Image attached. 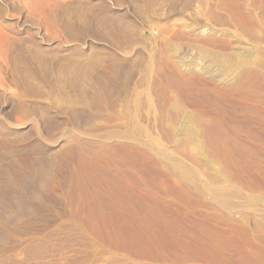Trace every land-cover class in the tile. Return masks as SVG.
Listing matches in <instances>:
<instances>
[{
    "label": "rangeland",
    "instance_id": "1",
    "mask_svg": "<svg viewBox=\"0 0 264 264\" xmlns=\"http://www.w3.org/2000/svg\"><path fill=\"white\" fill-rule=\"evenodd\" d=\"M129 145L169 169L171 207L253 237L264 264V0H0V264H157L83 195L90 155L158 190ZM198 260L164 264L219 262Z\"/></svg>",
    "mask_w": 264,
    "mask_h": 264
},
{
    "label": "bare ground",
    "instance_id": "2",
    "mask_svg": "<svg viewBox=\"0 0 264 264\" xmlns=\"http://www.w3.org/2000/svg\"><path fill=\"white\" fill-rule=\"evenodd\" d=\"M226 59H224V60H226ZM224 60H222V61H224ZM226 62H228V61H226ZM185 118L183 117V119H185ZM189 122H190L189 119L186 118L185 124L184 123L183 124L187 126L190 124ZM192 122H194L193 119H192ZM190 126H188V127H190ZM193 131L195 133V130H193ZM124 145L122 144V148ZM125 146H124V148H125ZM129 147H130L129 150L132 149V147H133V149H137V148H134L135 146L131 147L129 145ZM140 148L141 147H139L137 149V152L136 153L134 152L133 154L134 155L136 154V156H139V157H137V159L140 158L139 159L140 161L142 159L145 163H147V164H144V162H143L144 166L148 165V167H150V168L147 167L148 169L147 168H144V169L149 170L152 168L151 171H152V173L155 172L154 175L156 177L158 175V174L156 175V173H159L162 176V178H160V176L158 178L155 177L156 179H160V183H161V184L158 183L159 187L157 188L158 190L155 192L151 191V190H149L150 191L149 192L147 190L149 193H145L146 191H143V189H142L143 192H141L140 191L141 189L139 188L140 189L139 190L137 188L136 185L139 186L140 184H136V182L140 179H138L136 181V178H141V176L139 175L140 172L139 173L136 172V169H139V167L136 168V166H134L135 169H128V168L122 169L120 167H117L115 169H104V168L101 169L102 166H101V168L96 166V164L98 163V159H97V161H95V158L92 157L91 155L87 159V162L89 161V163H86V165L87 166L91 165L93 168H91L90 166H89V168H87V166L85 165V162L84 163L82 162V163H83V165H85L86 168L81 166L82 163L81 164H80V162L78 163L79 167L80 166L83 167L84 169L88 170V172H89V170H91L92 172L96 173L95 174L96 176H94L95 178L92 179L95 181L94 182L95 187L93 186V188H92L93 190H91V191L94 194V196L96 195L98 197V199L100 201V202H98L97 201L98 199H96V196H95L96 202L101 203V205H103L104 208H100L101 205L99 207L98 204H97V206H98L97 208H96V205H94V206L91 205L94 202V196H93V194H92L93 198L90 196V191H88V193H86V194L81 193V195L83 194L84 199H86V202L89 203L87 211H88V214L90 217H92L94 219L96 217H97V219L98 218L101 219L102 217H108V218H102L100 225H102V228H104V230L107 232V234H109V237L111 235L113 238V241H114V238L125 240L126 242H128V246L130 245V246L134 247L135 249H139L138 251L137 250L136 251L137 252L140 251L141 253L143 252V254H142L143 256L145 254L148 255L149 258L158 262L157 264H164L166 260L169 261L170 259L173 261H176V262H179V261L182 262L183 261V263H184V261L188 262V260H190V261L196 260L199 262L198 259H201V261L206 260L205 262H208V261L217 259L214 261H219L223 264H238L239 262L235 263V261H237L238 259H236V260L235 259L232 260V258L228 259L227 258L228 254L226 255V258L223 257V255L225 253H228L231 251H236V252H238V254H241L242 259L239 258L238 261H240L242 264L243 263L244 264H246V263L251 264L249 259L251 258V255L253 254V252L249 247L254 246L253 237H248L249 239H247V240H245L243 237L245 242L243 241V244H241L239 242L240 239H237L238 235H240V234L238 233V235H237V232L233 231L235 228L233 230H227L228 228L227 229L221 228L215 224L216 222H218V220H219V222L223 221V220L219 219L220 217L216 216L215 214H208V215H206L205 219L199 220V219H193L186 214L184 215V213H182L183 211L181 212L179 210V208L176 209L177 207H179L178 204H177L178 205L177 207H174L175 205L173 206L174 208L171 207L170 205H172V204H170L169 201L166 200V196H168V193L172 192L171 191L172 189L161 186L164 182H166V181L169 182V179L171 178L169 176L170 175V173H169L170 171H168L169 169L165 168L164 164L162 162L158 161L159 160L158 158H157L158 160H156V158L155 159L153 158L154 156H152L151 154H154V153L150 154L149 151H146L144 149L145 147L143 149H140ZM86 151L87 150H85V152ZM131 153H129V154L131 155ZM90 154H91V152H90ZM81 155H82V153L80 154V156ZM87 156L88 155H86V153H85V156H83V157L86 158ZM100 156L101 155H99V157ZM83 157H81V158H83ZM165 157H167V156H165ZM83 159L81 161H84ZM133 159H135V156ZM79 160H80V158H79ZM105 160H107V159L105 158L104 161ZM133 161H135V160H133ZM110 162H112V161H110ZM105 163H106V161H105ZM105 163L103 162V164H105ZM134 164H136V163H134ZM139 164H140V162H139ZM141 165H142V162H141ZM79 167H78V169H79ZM142 167H143V165H142ZM142 167L140 169H142ZM84 169H83V172H86V171H84ZM144 169H142V170H144ZM138 171H140V170H138ZM88 172H86V173H88ZM89 174H90V177H91V175H93L91 172ZM140 174L142 175V173H140ZM87 175L88 174H86V176ZM150 175H151L150 173H149V175H147V172H146V176L149 177ZM154 175H152V176H154ZM79 177H80V175H79ZM88 177L89 176H87V178ZM142 177H144V176H142ZM82 178H83L82 179L83 182H85L87 179L86 178L84 180L83 175H82ZM97 178H100L102 180H100V179L97 180ZM151 178L149 179V181L155 179L154 177H151ZM146 179H147V177H146ZM148 179H147V181H148ZM156 179H155V181H156ZM142 181L143 180H141L137 183L141 182V185L143 186ZM144 181L146 182V180H144ZM90 182L93 183V181L89 180V183ZM148 182H146V184ZM156 182H159V181H156ZM87 183H88V181H87ZM96 183H97V185H96ZM83 184H85V183H83ZM151 184H149L148 186H150ZM84 186H82V188ZM152 188H154V187H152ZM85 189H87V188L84 187V189H81V190H83V192L89 190V189H87V190H85ZM190 189L191 188H186V186L185 187L182 186L180 189L178 188L177 190L180 193V195L182 194L181 196H183L184 194H190L191 193ZM197 189H201V188H197ZM207 189H208V191H212L215 194H219L220 192H222L221 191L222 189H219V188H213L212 187L210 189L209 188H207ZM173 190H174V187H173ZM203 190H204V188H203ZM199 193H201V192H199ZM176 194H178V193H176ZM89 196L91 198H89ZM81 198H83V196H81ZM96 202H94V203H96ZM108 205L111 207L110 210H112V211H111V214L109 216L108 215L106 216V214L104 215L103 210L105 209L106 206L109 207ZM211 221L212 222L216 221V222L213 224ZM91 222L93 223V220ZM98 222H100V221H98ZM88 223H90V222L88 221ZM96 223L97 222H95V224ZM98 230H99V228L97 229V232H99ZM245 233L246 232H244L243 235H245ZM99 234H100V232H99ZM107 234H105V235H107ZM248 235L251 236L250 234H248ZM245 237H246V235H245ZM112 238L110 237V239H112ZM110 239H109V241H110ZM113 241H110V242L113 243ZM115 241H114V244H115ZM120 241L121 240H118V242H120ZM121 243L119 245H121V248H122V246L124 247V243H122V244ZM239 243L241 245H239ZM258 246H256L254 249L256 250ZM126 247L127 246H125L124 249ZM261 248H262V246H261ZM130 250H132V249H130ZM258 250H259V248L257 249V251ZM263 250H262V252L264 253ZM134 252H135V250H134ZM141 253L137 254V255L140 256ZM142 255H141V257H143ZM242 255H244L246 257L245 258L246 260L243 261L244 257ZM144 257L146 258V256H144ZM256 258H260V257L257 256ZM259 260H261V258ZM246 261H248V262H246ZM251 261L255 262V260H253V258ZM261 261H263V259ZM219 262H216V263L219 264ZM172 263H174V262H172ZM255 264H257V263H255Z\"/></svg>",
    "mask_w": 264,
    "mask_h": 264
}]
</instances>
